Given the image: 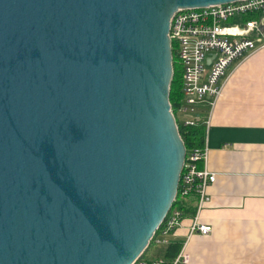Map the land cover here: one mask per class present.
Masks as SVG:
<instances>
[{
	"label": "water",
	"instance_id": "1",
	"mask_svg": "<svg viewBox=\"0 0 264 264\" xmlns=\"http://www.w3.org/2000/svg\"><path fill=\"white\" fill-rule=\"evenodd\" d=\"M245 0H0V264H135L177 196L181 10Z\"/></svg>",
	"mask_w": 264,
	"mask_h": 264
},
{
	"label": "crops",
	"instance_id": "2",
	"mask_svg": "<svg viewBox=\"0 0 264 264\" xmlns=\"http://www.w3.org/2000/svg\"><path fill=\"white\" fill-rule=\"evenodd\" d=\"M200 114H208L205 166L216 179L201 208L195 196L182 201L167 244H181L188 264H264V47L229 68L211 111ZM195 218L211 233L191 234Z\"/></svg>",
	"mask_w": 264,
	"mask_h": 264
},
{
	"label": "built area",
	"instance_id": "3",
	"mask_svg": "<svg viewBox=\"0 0 264 264\" xmlns=\"http://www.w3.org/2000/svg\"><path fill=\"white\" fill-rule=\"evenodd\" d=\"M172 68L179 71L181 98L171 112L176 125L197 127L208 124V114L220 96L229 68L264 47V0H245L205 9L178 11L169 30ZM171 105V104H170ZM178 127V126H177ZM207 148L186 151L178 185L179 201L195 196L197 209L207 201V188L214 184L216 175L206 168ZM182 208H171L154 238L155 246L167 244V237L183 220ZM196 219V218H195ZM191 234L206 236L209 225L194 220ZM189 257L182 250L169 263L160 258H140L135 264H188Z\"/></svg>",
	"mask_w": 264,
	"mask_h": 264
},
{
	"label": "trees",
	"instance_id": "4",
	"mask_svg": "<svg viewBox=\"0 0 264 264\" xmlns=\"http://www.w3.org/2000/svg\"><path fill=\"white\" fill-rule=\"evenodd\" d=\"M180 98H181V92H180L179 71L174 66V72H173V77H172V81L170 84V95H169V101H170L172 108L176 107L179 104ZM177 126H178V132H179L180 138L182 139L184 143L186 151L192 148L203 147L204 141H205V128L203 125H200L197 127H187V128L182 127L180 125H177ZM177 207H179L180 209L182 208L183 210V205H181V202L179 201V193H177V196L171 208L173 209ZM192 214H194V211H192ZM162 226L163 225H161L159 228H161ZM158 234H159V231L156 232L148 248H150L151 246H154L153 240ZM181 248H182V245L179 243H169L165 246L164 250H162L159 253V255H157L158 256L157 258L163 259L165 262L169 263L179 254ZM145 256L146 255H143V257L141 258L146 259Z\"/></svg>",
	"mask_w": 264,
	"mask_h": 264
},
{
	"label": "rangeland",
	"instance_id": "5",
	"mask_svg": "<svg viewBox=\"0 0 264 264\" xmlns=\"http://www.w3.org/2000/svg\"><path fill=\"white\" fill-rule=\"evenodd\" d=\"M155 246V245H154ZM151 246L150 248H148L143 255H147V254H150L148 255L149 257H151V253H156V252H159V250L162 248V247H158V246ZM160 246V245H159ZM143 257V256H142Z\"/></svg>",
	"mask_w": 264,
	"mask_h": 264
}]
</instances>
